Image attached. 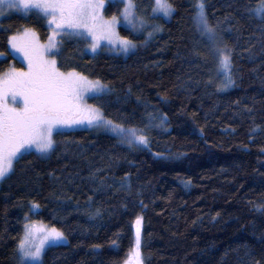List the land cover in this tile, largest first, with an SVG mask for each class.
Masks as SVG:
<instances>
[{
	"label": "trees",
	"instance_id": "1",
	"mask_svg": "<svg viewBox=\"0 0 264 264\" xmlns=\"http://www.w3.org/2000/svg\"><path fill=\"white\" fill-rule=\"evenodd\" d=\"M169 2L176 11L165 19L152 17L154 0H136L160 30L145 43L119 26L138 44L127 55L57 38L62 71L111 89L103 101L86 99L103 103L107 118L126 127H144L148 113L167 119L153 122L147 149L89 127L54 133L47 155L26 154L0 181V264H17L27 221L67 237L47 246L43 264H127L137 217L140 264H264V21L250 11L260 0H206L210 24L234 49V83L222 90L217 58L192 21L193 0ZM120 6L108 3L105 14ZM25 29L42 41L49 35L35 11L0 17V73L24 66L9 38Z\"/></svg>",
	"mask_w": 264,
	"mask_h": 264
},
{
	"label": "snow or ice",
	"instance_id": "2",
	"mask_svg": "<svg viewBox=\"0 0 264 264\" xmlns=\"http://www.w3.org/2000/svg\"><path fill=\"white\" fill-rule=\"evenodd\" d=\"M120 3L124 7L119 16L105 20L102 15L105 0H0V17L6 14V10L25 14L35 10L52 29L47 45L39 44L35 33L30 30L25 31L23 38H9L11 47L27 61L28 70L18 71L13 67L0 74V181L13 173L14 166L26 154L46 155L53 151L54 133L63 134V129L76 125L103 128L131 147H149L148 131L153 122L160 119L158 126H162L166 117L148 113L144 127H126V121L118 123L107 118L103 103L88 105L85 98L91 95L103 101L104 94L111 89L100 80H89L76 71H60L55 59L59 53L55 39L58 35L86 40L93 53L100 47L101 40L124 53L135 49V40L119 36L116 26L122 20L133 32L140 33L148 26V21L144 15L138 14L140 6L136 0H120ZM149 7L153 18L158 14L170 17L176 11L169 0H154V5ZM250 11L264 21V0ZM192 21L196 31L207 38L210 50L217 58L218 73L224 76L220 89L227 88L234 83L231 76L234 49L223 42L222 37L218 39L219 24L216 27L210 24L206 0H193ZM152 28L153 31L147 33L148 39L152 38L154 31L160 30L158 25H152ZM2 56L4 53H0ZM211 83L209 80L208 84ZM141 119L143 121V117ZM121 187L130 188L126 183ZM32 207L38 209L40 205L33 202ZM95 214L99 215V210ZM142 220V217L136 219V264H140ZM60 243H67V237L60 229L25 224L24 234L15 249L17 264H43L46 247Z\"/></svg>",
	"mask_w": 264,
	"mask_h": 264
},
{
	"label": "rangeland",
	"instance_id": "3",
	"mask_svg": "<svg viewBox=\"0 0 264 264\" xmlns=\"http://www.w3.org/2000/svg\"><path fill=\"white\" fill-rule=\"evenodd\" d=\"M114 1H118V2H120V0H105V6L108 4V3H110V2H114ZM122 4V3H121ZM123 7H124V5L122 4V6H120V10L122 11V9H123ZM105 9V8H104ZM104 9H103V11H102V15H103V18L105 19V20H109V19H111V17L112 16H114V15H116V16H119V14H120V12L119 13H115V14H113V15H111V16H107L106 14H105V11H104ZM33 11H35V10H33ZM11 12H16V11H7L6 10V14H8V13H11ZM36 12V11H35ZM20 13H23V12H20ZM5 14V15H6ZM24 14V13H23ZM28 14V13H27ZM143 15V14H142ZM160 15H162V14H160ZM145 17H146V19H147V21H148V26L144 29V30H141V32L139 33V34H142L143 36H144V38H145V40H149L148 38H147V33L149 32V31H153V28H152V25H157L156 23H152L151 21H150V19L148 18V16H146V15H144ZM163 16V15H162ZM164 17V16H163ZM165 19H166V17H164ZM168 18V17H167ZM119 26H124V27H126V28H128V29H130L129 27H128V25L127 24H125L122 20H121V22L116 26V31L118 32V34H119V36H121V37H124V36H122L120 33H119V29H118V27ZM159 28H160V26H159ZM26 30H30V29H25V30H23L22 32H19V33H17V34H14L13 36H17L18 38H23L24 37V33H25V31ZM31 32H34L35 33V38H36V40L39 42V44H41V45H47L48 44V42H49V37L50 36H52V29L51 28H49V35H48V37H47V39L46 40H44V41H42V40H40L39 39V36H38V34L35 32V31H33V30H30ZM154 33H156V31H154L153 32V36H154ZM60 35H58V36H56L55 37V39H56V41H57V38L59 37ZM12 37V36H11ZM203 37V36H202ZM204 38V40H205V42L207 43V45H209V42L207 41V38L206 37H203ZM220 37L218 36V39H219ZM137 43H136V47H137ZM9 46H10V50H11V52L15 55V57H17L18 59H20L23 63H24V66L22 67V68H16V70H23V71H27L28 70V66H27V61L23 58V56H22V54L20 53V52H17L15 49H13L12 47H11V45L9 44ZM99 49H101V50H105V51H114V52H116V53H120V54H123V55H127V54H129L130 52H132L133 50H131V51H129L128 53H124V52H122V51H120L117 47H115V46H113V45H109L108 44V42L106 41V40H101L100 41V47L97 49V51L99 50ZM87 51L89 52V53H93L92 51H91V49L89 48V46H87ZM60 69V68H59ZM7 71H9V70H7ZM7 71H5V72H7ZM60 71H62L61 69H60ZM5 72H3V73H5ZM62 72H65V71H62ZM3 73H0V74H3ZM220 80L218 81L219 82V84L221 85L223 82H224V76H223V74H221L220 75ZM90 80V79H89ZM90 96V95H89ZM88 97V96H87ZM87 97L85 98V103L86 104H88V105H90V103H88V101L86 100L87 99ZM11 106V105H10ZM70 128H89V126H87V124H84V125H76V126H73V127H70ZM66 129H68V128H66ZM49 154V153H48ZM47 155V154H46ZM26 224H29V225H31V226H33V227H36V228H49L48 226H45L43 223H41V222H37V221H27L26 222ZM136 225V224H135ZM136 231V230H135ZM23 234H24V231H23ZM23 234H22V236H23ZM135 240H136V238H135ZM47 248V247H46ZM134 252H135V246H134V249L132 250V253H131V256H130V259H129V261H128V263L127 264H136V260H135V256H134ZM141 261H142V257L140 256V263H141Z\"/></svg>",
	"mask_w": 264,
	"mask_h": 264
}]
</instances>
